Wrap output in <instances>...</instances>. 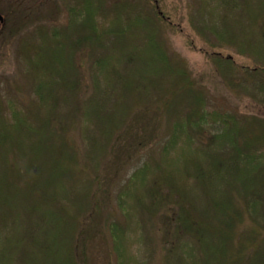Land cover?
Wrapping results in <instances>:
<instances>
[{
  "label": "trees",
  "instance_id": "16d2710c",
  "mask_svg": "<svg viewBox=\"0 0 264 264\" xmlns=\"http://www.w3.org/2000/svg\"><path fill=\"white\" fill-rule=\"evenodd\" d=\"M75 2L62 27L35 26L49 36L25 55L31 114L17 108L24 90L0 94V264H87L101 216L108 264H130L122 235L136 212L143 232L153 219L148 243L163 264H264V115L212 106L164 36L179 35L229 90L264 107V0ZM68 48L83 59L59 79ZM119 136L135 137L120 145L124 166L143 162L114 172L122 186L103 208L101 170Z\"/></svg>",
  "mask_w": 264,
  "mask_h": 264
},
{
  "label": "rangeland",
  "instance_id": "374dc122",
  "mask_svg": "<svg viewBox=\"0 0 264 264\" xmlns=\"http://www.w3.org/2000/svg\"><path fill=\"white\" fill-rule=\"evenodd\" d=\"M75 1L76 0H0V12L4 15V17H7V20H5L0 29V94H3L6 97L10 98L12 96H17L16 92H18V89L24 90L23 92L25 93L21 94V97L19 96L22 99L23 103L17 106L20 114L22 113V115H30L35 106L34 105L33 107L28 108V104L33 105V103L35 102V98L33 93L29 89V82H27L26 80L27 78L25 77V80L23 79L25 70V55L30 52L31 44L29 43L33 39L43 41L42 37L49 36L45 32L43 33V30L41 28H38L37 31L35 26L37 24L45 23L48 26L52 25L51 27H62L68 21L67 10L69 9L70 5H75ZM34 32H37L35 36ZM164 36L166 39H170L168 42V44L171 45L170 51L180 53L181 56L188 61L189 67L192 70V76L199 83H201L196 85L197 88L200 89L201 87H203L205 89L204 93L208 97V100L210 101V104H212V106H220V108H225L230 111H237L242 114H256L260 116L264 115V107H262V105L258 104L250 97H240L239 93L242 90H229L225 86V83L215 66L212 63L208 62L202 54L193 52L189 48H187L186 44L183 42V39L179 35L166 31ZM48 40L50 41V39ZM48 40H46V42ZM52 43L53 42H51V44ZM227 48L228 50H230V52L235 50L234 47L227 46ZM68 49L70 51L68 50L67 53L64 52V62L65 64L72 63L73 66L76 65L77 70L79 71V65L81 63V59H83L81 57L83 56V53H81V50L79 49ZM65 64L64 68H61L60 70L62 72H58L59 79L65 77V75H67V71H69L70 69V67H68V64L67 66ZM87 64L88 62L85 64V66H87ZM65 69H67V71H64ZM80 70L82 71L83 69ZM10 82H13L11 86ZM55 89H57V91H62L58 87H56ZM30 117L36 120L32 116ZM154 125L155 122L153 120L151 121V124L148 125L151 132L154 131ZM137 129L138 128H135L134 131L138 132L139 129ZM73 132H75L74 135H76L77 137H81V130L77 129ZM162 132L164 133V131ZM145 134L147 135V133ZM121 138L122 136H119V138H117L118 145L115 149L112 150V154L110 155L112 157L109 162L110 165L107 166V163L101 170V182H103L102 186L104 190L107 191L105 195L103 191H100L98 193V201L100 202L101 206L103 204V208H107L109 205H116L114 196L118 193V190L122 186V184L118 186V183L116 185H113L112 181L114 179L112 177L114 176V172L119 170L120 173L122 172L123 175L127 177L130 173H132L135 165L137 164V161L140 159L137 156L132 159L133 161L130 164H126L128 166H124V162L126 161L127 156L124 151H121L120 145L123 144L131 146V144H133L135 141V137L131 138L127 144L125 141H122V143L121 140L123 139ZM136 139H138L137 136ZM174 156L175 158L177 157L176 152ZM142 162H138V164ZM121 181L122 180H119L118 182ZM153 181V175H150L146 184H144L143 186H141L140 184H136L133 187V189L137 191V194H139L138 197H147L146 191H148V189L153 186ZM135 200L136 198L133 199L132 206H137ZM129 201L131 203V199ZM118 211L119 215H116V217L112 215V217L113 219L117 218L119 221H122L124 219L123 212L120 209H118ZM134 212L135 211H132V214ZM124 215L126 216V213H124ZM142 215L143 214L136 212L135 216L131 217V219L128 220L125 224L126 230L123 232L122 241L126 248L127 255L129 256L128 263L161 264L164 254L163 248L159 246L154 247L152 245L153 242L152 244L148 243L149 239H152V237H149L152 236V231L154 229V224L152 223L153 219H149V221L147 222L146 229L148 231L146 232L145 230L143 232V228L141 227L139 221V219L142 218ZM101 217L98 221L100 226L99 231L92 236L90 241L87 243V249H85L84 251L87 264H108V261L110 260L109 233L106 229V226L108 224ZM132 218L134 220H132ZM112 257L115 259L114 254L112 255ZM143 258L146 259V261H143Z\"/></svg>",
  "mask_w": 264,
  "mask_h": 264
},
{
  "label": "water",
  "instance_id": "95a60500",
  "mask_svg": "<svg viewBox=\"0 0 264 264\" xmlns=\"http://www.w3.org/2000/svg\"><path fill=\"white\" fill-rule=\"evenodd\" d=\"M4 22H5V17H4V15L0 12V29H1L2 25L4 24Z\"/></svg>",
  "mask_w": 264,
  "mask_h": 264
}]
</instances>
